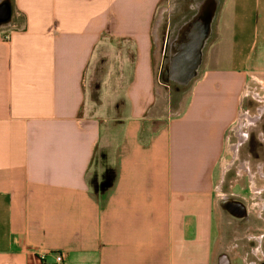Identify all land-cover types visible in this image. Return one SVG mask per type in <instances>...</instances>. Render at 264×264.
Segmentation results:
<instances>
[{"label": "crops", "instance_id": "1", "mask_svg": "<svg viewBox=\"0 0 264 264\" xmlns=\"http://www.w3.org/2000/svg\"><path fill=\"white\" fill-rule=\"evenodd\" d=\"M0 1V264H240L222 187L244 121L264 116L258 93L256 115L242 110L250 82L264 92V0H223L215 20L196 14L219 3L204 0L177 37L167 25L169 65L201 60L174 116L155 114L166 0ZM199 16L197 51L199 26L186 25ZM105 46L121 47L118 105L88 95ZM234 127L244 139L227 146ZM247 159L235 174L255 197L263 162Z\"/></svg>", "mask_w": 264, "mask_h": 264}, {"label": "rangeland", "instance_id": "2", "mask_svg": "<svg viewBox=\"0 0 264 264\" xmlns=\"http://www.w3.org/2000/svg\"><path fill=\"white\" fill-rule=\"evenodd\" d=\"M203 1L204 0H166L162 2L157 9L155 28L157 27L160 41L158 42L157 45L155 44L154 47V51H156L157 48L159 49V54L157 51L155 52L156 58L153 59V65L155 66V78H156L157 86L159 87V88L157 87V93H158L157 100L159 101L158 102L159 106L155 114L159 116L161 115L174 116L177 112H179L188 98L189 88L192 82L194 81V78H191V80H189V82L187 83L178 82L179 83L178 84L176 83V81H172L171 79H166L165 77H163L164 76L163 72L162 75L160 76V72L165 71L167 69L169 65V59L172 57L170 45H168L167 47V45L165 44L167 25L169 24L171 28H174L176 34L174 33L173 36L177 37V32H179V30L183 28L184 24L187 23L188 18L194 12L189 10V6L198 3L200 4ZM222 1L223 0H218L219 2L218 4L215 2L216 4L214 5L216 9H213L212 7L204 6L205 8L204 7L202 9L198 8L196 14L208 17L209 19L211 18V16H213L215 20L218 10L220 6H222ZM208 3L211 2L208 1ZM209 5L211 6V4ZM192 9L194 8L192 7ZM208 18L206 20H208ZM174 37L170 38V41L172 40L170 44L174 42V40H176V38ZM116 48H114L113 46L103 47L100 56H98L95 64L92 67L91 80L89 83V87L87 88L89 99L92 101V103L98 104L101 98L102 100H104V103L109 101L112 104L113 102H111V100L113 98L116 99L115 102L117 103V105L118 103L121 102L119 100L121 93L117 92L114 95H112L111 87H110V85L111 86L114 85V87H116L113 89L114 91L119 88V87L117 88L118 86L117 80L120 77H122V73H123V68L120 61L121 56L119 53V51H121L120 50L121 47L119 46L118 49ZM195 71H194V75H195ZM124 76L127 77L126 73ZM121 80H123V78ZM104 82L107 84V87H103V93L101 94L100 92L101 85ZM258 87L259 86H257L253 82L249 83V85L247 86V90L249 93L246 96L247 97L246 102L242 106L243 112L247 113L245 111L249 110L248 112L252 116L256 115V109L261 104V102L256 98L257 96H254V94L258 93L259 98L264 97V92H261ZM245 118L246 117L241 116L240 122L242 123V121L245 120ZM262 118L264 124V116ZM246 121L247 123H252V122L254 123L255 119L246 118ZM247 123L244 121V124L242 125L243 128L242 130L244 131L243 133L245 135L246 133H248L249 136L247 137L248 141H246V136H245V141L243 140L242 144L238 143V139L241 138L244 139V135L242 134V136L238 138L237 134L235 135V127L232 130V132L229 133L227 146L228 145L235 146L238 144H240V146H238V149L236 150L237 155L234 156V159L231 162V164H234L232 166L233 169L230 170V172H228L227 176L225 177L223 183L224 185L222 187V194H228L230 196L234 195L236 196L235 198L239 200L245 199L244 203L246 205V209L254 213L252 206L248 204L250 202L249 201L250 198L252 197H250L251 193L247 188V181L245 179L241 180V178L235 174V168L236 169L240 168V166H241V171H245V169L247 170V168H244L246 166H242V165L247 164L248 154L252 157L250 160L251 166L259 161H262L264 163V144L261 147H259L255 139L256 131L259 132L260 130L259 128L253 129ZM228 150L229 149H227V151ZM230 155H231V151H229V153L226 155L225 157L226 160L228 161L230 160ZM236 181H238V185H235ZM253 190L256 191L255 188H253ZM260 197L262 200L264 199V192L262 196L260 195ZM222 223L224 230L227 231V233L229 232L228 234L230 235L232 234L233 230L242 232L245 228L244 224L240 223L239 221H233L230 217L224 214V212L222 215ZM249 225L254 228L260 227L259 223H257L254 220H252Z\"/></svg>", "mask_w": 264, "mask_h": 264}, {"label": "flooded vegetation", "instance_id": "3", "mask_svg": "<svg viewBox=\"0 0 264 264\" xmlns=\"http://www.w3.org/2000/svg\"><path fill=\"white\" fill-rule=\"evenodd\" d=\"M258 110L260 113H262L263 109H261L260 107V109ZM261 116L256 121V123H254V125H250L253 129L259 128L260 130L259 132L256 131L255 133L256 143L259 145V147L264 144V124L263 118ZM247 137H249L248 133ZM246 141H248V139H246ZM251 158L252 157L250 156V159ZM261 176L263 177L262 179L264 182V163L262 166ZM256 177L257 175H255V178ZM246 178L247 175L243 179L247 181ZM236 182V185H238V181ZM254 192L257 193L258 190L256 189V191ZM263 192L264 188L259 191V195L252 197L249 200L250 202L248 204L252 206L254 213L246 209V205L244 203L245 199L239 200L235 198L236 196L234 195H227L226 199L222 201L221 207L224 214L230 217L233 221H239L240 223L245 225V228L242 232L236 230L232 231L230 243L228 245L231 246V252L234 253V258L239 260L240 264H264V199L262 200L260 197V195L262 196ZM234 203L243 205L245 210V213H243V215L238 216L240 214L236 212V204ZM252 220L259 223L260 227L254 228L250 226L249 224ZM227 256L228 255H226V257Z\"/></svg>", "mask_w": 264, "mask_h": 264}, {"label": "water", "instance_id": "4", "mask_svg": "<svg viewBox=\"0 0 264 264\" xmlns=\"http://www.w3.org/2000/svg\"><path fill=\"white\" fill-rule=\"evenodd\" d=\"M195 50L198 51V47ZM181 55L182 54H180L179 56H175L171 59L167 73L169 79H172V81L174 80L180 83H187L194 76V71L196 70L199 63V59H198L199 57L198 55H196V51L194 52L192 60H187V61L182 60ZM234 204H236L235 205L236 212L240 214L238 216L243 215V213H245L243 205L239 203H234Z\"/></svg>", "mask_w": 264, "mask_h": 264}, {"label": "bare ground", "instance_id": "5", "mask_svg": "<svg viewBox=\"0 0 264 264\" xmlns=\"http://www.w3.org/2000/svg\"><path fill=\"white\" fill-rule=\"evenodd\" d=\"M0 2H2V1H0ZM5 8V7H4ZM201 12V11H200ZM203 13V12H202ZM194 21V22H193ZM206 20H204L202 17H198L197 19H193L192 21H190L189 23L190 24H188V25H186V27L187 28H189V29H191V27H197V26H199V34H198V36H197V39H198V42L199 43H197V47H198V49L199 48H201V45L203 44V41H204V38L206 37V31H205V26L207 25V22H205ZM193 22V23H192ZM198 28V27H197ZM183 29V28H182ZM189 29H187L185 32L188 34V32H189ZM196 29V28H195ZM195 32V31H194ZM208 32V31H207ZM190 33V32H189ZM209 33V32H208ZM186 34V35H187ZM189 36V35H188ZM179 37V36H178ZM206 41V40H205ZM184 42V41H183ZM181 45H179L178 47H179V49H180V47L182 46V48H184L183 46V44L182 43H180ZM203 47V46H202ZM180 54L178 53V54H176V56H179ZM200 57H201V54L199 55ZM201 61V60H200ZM199 61V62H200ZM197 69H198V67H197ZM196 69V70H197ZM196 72V71H195ZM163 77H165L166 79H169V76H168V73H167V71L165 70V71H163ZM180 75V74H179ZM172 80V79H171ZM174 81V80H173ZM159 88V87H158ZM160 91V90H159ZM161 92V91H160Z\"/></svg>", "mask_w": 264, "mask_h": 264}, {"label": "built area", "instance_id": "6", "mask_svg": "<svg viewBox=\"0 0 264 264\" xmlns=\"http://www.w3.org/2000/svg\"><path fill=\"white\" fill-rule=\"evenodd\" d=\"M42 259L44 260L45 257L43 256ZM54 260H55V264H61L63 260L62 255H55Z\"/></svg>", "mask_w": 264, "mask_h": 264}]
</instances>
